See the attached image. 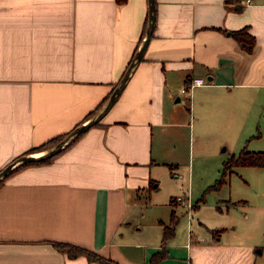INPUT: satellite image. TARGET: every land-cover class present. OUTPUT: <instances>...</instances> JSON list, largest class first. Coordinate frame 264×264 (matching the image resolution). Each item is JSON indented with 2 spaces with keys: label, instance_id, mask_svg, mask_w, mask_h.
Segmentation results:
<instances>
[{
  "label": "crops",
  "instance_id": "1",
  "mask_svg": "<svg viewBox=\"0 0 264 264\" xmlns=\"http://www.w3.org/2000/svg\"><path fill=\"white\" fill-rule=\"evenodd\" d=\"M148 12L149 0H0V170L70 133L109 98L142 43ZM155 12L143 57L99 123L50 162L21 166L0 183V264H101L69 257L53 241L149 264L173 213L174 234L156 264L256 263V244L232 235V208L245 199L199 215L196 232L175 209L153 238L137 223L141 194L159 181L160 164L175 165L165 157L184 127L222 142L264 114V0H156ZM243 27L256 37L252 51L232 34ZM194 75L213 79L183 91ZM176 197L173 204L194 207ZM244 224L248 234L263 230L264 200Z\"/></svg>",
  "mask_w": 264,
  "mask_h": 264
},
{
  "label": "rangeland",
  "instance_id": "2",
  "mask_svg": "<svg viewBox=\"0 0 264 264\" xmlns=\"http://www.w3.org/2000/svg\"><path fill=\"white\" fill-rule=\"evenodd\" d=\"M189 100L184 95L178 103L183 105L185 110V104L188 105ZM170 146L171 148L168 149L170 155L165 158L177 166L174 165L173 168L168 164L158 166L159 181L153 184L152 189L144 191L138 202L140 211L137 226H143L153 238L154 234H158L159 229L162 228L160 227L162 220L168 223L171 212L175 209L180 220L185 221V230H187V223L192 221L193 231L196 232L195 227L200 225L199 215L202 217L203 214L214 215V209L218 204L223 205L224 200L245 199L246 201L243 202L238 201L235 209L232 208L238 218L235 220L236 226L232 235L235 232L239 237L247 234L248 240L256 244L255 264H264V228L263 230H258L256 226L253 230L248 228V234L247 226L244 224L246 213L255 211L258 203L264 200V193L256 195L258 190H264V168L234 167L222 188L216 190L209 187L221 176L224 161L228 160L233 153L237 155L243 148L254 151L264 150V114L254 125L247 124L242 134L239 133L236 137L229 136L228 141L218 142L211 133L201 134L197 130L191 133L189 128L184 127L178 137H173ZM172 195L189 197L188 203L194 204V207L189 209L187 205L183 206L181 203L173 204ZM201 198L205 200H200ZM231 215L229 219L226 218V214L219 218H222L224 224H229L232 222L230 220L234 219Z\"/></svg>",
  "mask_w": 264,
  "mask_h": 264
},
{
  "label": "trees",
  "instance_id": "3",
  "mask_svg": "<svg viewBox=\"0 0 264 264\" xmlns=\"http://www.w3.org/2000/svg\"><path fill=\"white\" fill-rule=\"evenodd\" d=\"M117 1L119 3H122L125 0H117ZM145 32H146V27L144 29L142 38L145 36ZM232 34L235 36V38L237 39V41L239 42V44L242 46L243 49H245L247 51L253 50V48L256 44V37L253 33H251L249 31L248 27H243L239 30L233 31ZM128 66H127V68H128ZM117 84H115V87L117 86ZM115 87L113 88V90L115 89ZM106 100H107V98H105V100L101 103V105L97 108V110L104 104V102ZM96 111L89 114L88 117H86V119L84 121H86L87 119L92 117L96 113ZM84 121H81L78 125H80ZM98 123L99 122H97L96 124H98ZM83 133L84 132H82L78 136H76L65 148H67L70 144H72ZM66 134H68V133H66ZM66 134L53 137V138L45 141L44 143H42L38 146H34V147L30 148L24 154H30L33 152L46 150V149L54 146L55 144H57L60 140H62L66 136ZM56 155L51 156V157H47V158H44L41 160H37V161L23 162L20 165H18L16 168L11 170L0 181V183L15 169H17L21 166H24V165H28V164H38V163L50 162ZM237 166H257V167H263L264 168V150L254 151V150H248L247 148H243L239 154H237V155L232 154L228 160L224 161V166H223L221 176L216 180V182L213 185L210 186V188L211 189L220 188L227 181V177H228L229 173L232 172L234 170V167H237ZM177 220H178L177 215L175 213H173L172 218H171V223L164 227L163 250L159 251V252H155L151 257L149 264H156L161 258H163L167 255V250L165 248V245H166V242L168 241V239H170L174 234V228H175V224H176ZM52 243L57 249L65 252L69 257H77L80 255H85L88 257L89 260L99 261L101 264H120L119 262H117L111 258L102 256V255H100V254H98V253H96L90 249H87V248L80 246V245H77V244L64 242V241H53Z\"/></svg>",
  "mask_w": 264,
  "mask_h": 264
},
{
  "label": "water",
  "instance_id": "4",
  "mask_svg": "<svg viewBox=\"0 0 264 264\" xmlns=\"http://www.w3.org/2000/svg\"><path fill=\"white\" fill-rule=\"evenodd\" d=\"M156 0H149V12H148V25L146 29L145 36L142 40L141 45L139 46L138 50L136 51L131 63L129 64L124 76L120 80V82L115 87L112 94L109 96L103 107L97 111L92 117L81 123L80 125L76 126L70 133H68L62 140H60L57 144L54 146L46 149L41 154H24L14 161H12L10 164H8L6 167H4L2 170H0V181L14 168H16L18 165H20L23 162H31V161H37L41 160L47 157L54 156L58 154L61 150H63L76 136H78L80 133L85 132L89 127L95 125L97 122H99L104 114L111 108V106L115 103L116 99L124 89L129 76L134 69V67L137 65V63L141 60L143 57L144 51L147 47V44L153 34V30L155 27V21H156ZM209 80L213 79V76H208Z\"/></svg>",
  "mask_w": 264,
  "mask_h": 264
},
{
  "label": "built area",
  "instance_id": "5",
  "mask_svg": "<svg viewBox=\"0 0 264 264\" xmlns=\"http://www.w3.org/2000/svg\"><path fill=\"white\" fill-rule=\"evenodd\" d=\"M248 2H250V0H248ZM208 82L209 80L206 76L194 75L190 79L188 85L183 89V91H187L189 88H192V87L206 85ZM176 200L184 202L185 199L182 196H177Z\"/></svg>",
  "mask_w": 264,
  "mask_h": 264
}]
</instances>
